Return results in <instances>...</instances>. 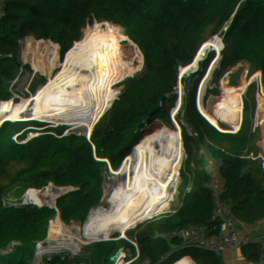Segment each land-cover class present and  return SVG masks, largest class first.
Instances as JSON below:
<instances>
[{"label": "trees", "instance_id": "1", "mask_svg": "<svg viewBox=\"0 0 264 264\" xmlns=\"http://www.w3.org/2000/svg\"><path fill=\"white\" fill-rule=\"evenodd\" d=\"M82 37L97 67L87 81L74 69L83 56L68 53ZM256 47L233 2L0 0V173L17 176L22 193L48 156L64 153L66 160L56 156L80 163L103 188L75 231L77 222L68 221L64 243L73 234L51 264L132 258L139 215L140 264H190L156 236L177 187L167 227H179V212L198 194L209 196L207 210L221 205L233 231L242 214L264 225V176L249 185L239 179L264 161V55ZM187 155L182 181L139 210ZM218 221L211 214L203 224L196 264H221ZM250 242L242 245L252 259L234 264H264V235ZM182 248L197 254L191 236ZM23 261L0 254V264Z\"/></svg>", "mask_w": 264, "mask_h": 264}, {"label": "bare ground", "instance_id": "2", "mask_svg": "<svg viewBox=\"0 0 264 264\" xmlns=\"http://www.w3.org/2000/svg\"><path fill=\"white\" fill-rule=\"evenodd\" d=\"M246 11L251 21L249 24L251 30L257 39L264 43V0H248ZM74 164L72 161L61 164L55 158L45 160V167L24 186L22 194L19 192L17 176L0 173V203L9 208L8 216L2 217L0 221V250L15 246L14 249L17 248V253H20H16V256L24 255L46 261L47 264L52 263L54 253L68 240L64 243L65 226L69 221L67 212L72 214L73 209L84 210L95 204L92 194L80 188L81 184L75 178ZM175 173L173 178L178 179V174ZM69 179L73 182L71 183ZM179 190L180 188L177 187L173 198L175 194L177 197ZM16 200H18L17 205H15ZM146 201L147 199L141 200V203ZM162 225L163 221L158 223L157 240L169 253L177 256L163 240ZM220 237L228 239L224 232ZM0 252L14 254L11 249ZM115 264H140V262H131L124 258Z\"/></svg>", "mask_w": 264, "mask_h": 264}, {"label": "rangeland", "instance_id": "3", "mask_svg": "<svg viewBox=\"0 0 264 264\" xmlns=\"http://www.w3.org/2000/svg\"><path fill=\"white\" fill-rule=\"evenodd\" d=\"M208 1L214 5H217V4L223 3V2H233L234 3L236 13L242 19V21L245 23V25L248 27V29L250 30L251 34L253 35L254 39L257 42V47L255 50L258 52L259 57H262L264 55V43L257 39V36H255V34L253 33V31L251 30V28L249 26V24H251V21L247 15V11H246V5H247L248 0H208ZM261 130L264 134V115L262 118ZM259 151L264 152V143H260ZM54 155H55V153H54ZM54 155L48 156L45 160H47L49 157H52ZM56 155L59 156L62 160H66L67 157L69 156V155L64 154V153H60V154H56ZM56 155L54 158L59 163L66 164L68 162V160L65 162L61 161L60 158H58ZM45 160L43 162V168L45 167V165H44ZM81 164L83 165L82 160H81ZM79 166H80V163H79V165L74 164V174H75L76 179H77V175H76L77 169L80 170ZM174 170H176V169H174ZM13 176H15V175H13ZM173 176H174V174L169 173L163 179H161L159 181V184L157 185L156 190L153 192V194L156 193L155 196L152 197L153 195H151V197L149 199H147V201L144 202L143 204L140 201V207L157 201L159 199V194L162 193L163 191H165L167 185L171 182L165 183L164 187H161V184L163 182H165L167 179L170 180V178L171 177L173 178ZM262 176H264V161H262V160L258 161L256 166L253 169L242 170L239 173V179L243 185H249L251 183H254V182L258 181ZM178 177H179V175H178ZM95 179H96V177L93 179L92 177L89 176L87 171H84V170L79 171V182L81 183L80 188L84 192H90L92 194V199H93L95 204L92 207L85 208L84 210H82V209L78 210V209L71 208V209H73V210H71L72 214L67 212V214L69 215V220L71 219L72 215L73 216L75 215V217L74 218L72 217L71 220L73 222L74 221L77 222L76 228L78 227L80 222L84 219V215H85L86 211L89 209H92L93 207H95L97 205H99L102 201L103 188H102L101 183H100L101 187L99 186V184L98 185L96 184ZM173 179H176V178L174 177ZM69 181L71 183L73 182L71 179H69ZM173 183H174V186H176V184L180 183V178L176 179ZM19 189H20V187H19ZM23 191H24V189H23ZM22 193L20 192V194H22ZM100 193L102 194V197H101V200L98 202V197H99ZM203 196H204L203 194H198L193 200L190 201V203L187 206H185L179 212V227L182 224V226L180 228L179 227L175 228V227H171V226L167 227L168 222L170 220L174 219V215L171 214L170 209H171V205L173 203V200L176 197V194H175L174 198H173V195L171 196L169 202L167 203V205L165 206V208L163 210L162 216H161L160 221H159V223H161L163 221V225H162V229H161L162 237L170 247H172V246L175 247V250L178 252V257H176V259L179 260L180 262L196 264L195 263L196 260H194L193 255H189L188 252H186V250L184 248H182L180 241L181 240L185 241L186 238L188 237V233L190 231V236L193 240V249L195 250L197 247L200 249V251H199V259H200L201 252H202V239H203L202 238V226L205 223L206 219L211 214H216L218 217V220H219L218 224L216 226L217 239H216V246H215V251H214L215 258L217 259V261L220 259L221 264H232V260L235 257H237V258L239 257L238 259L247 257L248 260H251L252 256H253L252 250L249 248H246L244 245H242V243H248L249 246L252 247V244L250 242V238L251 237H262L264 235L263 223L258 221L257 219L250 217L247 214H242L239 217V219L234 220L233 224L236 225L237 231H233L224 222L222 212H221V205L216 204L210 210H207L209 196H207V197H203ZM18 200L15 201V205H17ZM96 201H97V203H96ZM6 207H7V205L4 206V204L0 203V221L2 220L1 219L2 217L6 218L8 216L9 208L8 207L6 208ZM202 216H204V217L201 218L200 220H198V218H200ZM195 219H197L198 221ZM48 224H49V222H48ZM45 225H46V223H45ZM137 225L139 228L138 229V232H139L140 227L142 229V218L140 215L137 218ZM67 228H68V222L66 223V226H65L66 233H65V236L63 238H66V236H67ZM138 232L136 234V238L132 241V244H131L132 258H127V257L122 256L120 253H116L113 255V260L126 258L131 262H138V263L140 262V256H138V254H136V252H135V246L140 239ZM220 232H222V233H220ZM223 232L227 235L228 239L220 237V235L221 236L223 235ZM174 240H175L176 246L174 245ZM14 247L15 246L5 247V248L1 249L0 251H5L6 249H11V251H13V253L15 255L9 254L6 252H4V253L0 252V254L5 255L6 257H11L8 255H13V257H18V259H24L23 264H47L46 261L33 262V260H31L30 257H26L24 255L22 257H20L21 255L16 256V253L18 251L16 250L17 248L14 249ZM17 254H20V253H17ZM141 256H143L144 258H147L146 255H144V254H142ZM148 263L151 264L149 261H148Z\"/></svg>", "mask_w": 264, "mask_h": 264}, {"label": "built area", "instance_id": "4", "mask_svg": "<svg viewBox=\"0 0 264 264\" xmlns=\"http://www.w3.org/2000/svg\"><path fill=\"white\" fill-rule=\"evenodd\" d=\"M68 53L69 54H76V55H81L83 56V61L76 65L74 67V69L78 72V75L80 76V78L83 80V81H87V80H91L93 79L95 76H96V72H97V67H96V62L95 60L89 55V52H88V44H87V41L85 40V38H80L75 45L71 46L69 49H68ZM32 69L29 70V72L27 73L26 75V78H29L30 76V72H31ZM78 213V212H77ZM72 217L74 218L75 215ZM71 217V219H72ZM77 229V228H76ZM70 239V238H69ZM68 239V240H69ZM62 248V247H61ZM60 248V249H61ZM59 249V250H60ZM56 251V253H54V257L56 256V254L59 252ZM53 257V259H54ZM36 261H41V260H38V259H34L33 262H36ZM232 264L233 263V260H232Z\"/></svg>", "mask_w": 264, "mask_h": 264}, {"label": "water", "instance_id": "5", "mask_svg": "<svg viewBox=\"0 0 264 264\" xmlns=\"http://www.w3.org/2000/svg\"><path fill=\"white\" fill-rule=\"evenodd\" d=\"M258 50V49H257ZM190 157V155H187L186 157H185V159H184V161L182 162V163H180V165L177 167V168H175L176 169V173H175V170L173 169L172 171H171V173L172 174H178L179 175V178H180V182L182 181V179H183V177H182V174H181V172H182V170H183V168H184V165H185V163L187 162V160H188V158ZM3 173V172H2ZM169 182H174V179L171 177L170 178V180H166L165 182H163L162 184H165V183H169ZM143 207V206H142ZM142 207H140L139 208V210H141V208ZM125 231V228H123L120 232H119V234H118V238H117V240L115 241V243H113V245L114 244H117V243H119L120 241H121V239H122V235H123V232ZM138 235H139V237L141 236V227H140V231L138 232ZM72 236V235H71ZM161 247H162V245H160ZM163 248V247H162ZM164 250H166L165 248H164ZM166 252H168L167 250H166ZM169 253V252H168ZM170 254V253H169ZM106 255V253H101L100 254V258H102V257H104ZM171 255V254H170ZM172 256V255H171ZM175 258V257H174ZM176 259V258H175Z\"/></svg>", "mask_w": 264, "mask_h": 264}, {"label": "crops", "instance_id": "6", "mask_svg": "<svg viewBox=\"0 0 264 264\" xmlns=\"http://www.w3.org/2000/svg\"><path fill=\"white\" fill-rule=\"evenodd\" d=\"M19 192H20V189H19ZM199 199V198H198ZM217 205H219V204H217ZM163 213V212H162ZM162 216V215H161ZM161 216H160V218H161ZM159 221L160 220H158V223H159ZM158 223H157V228H158ZM192 226V225H191ZM190 238V231H189V233H188V237L186 238V240L185 241H180V244L183 246L185 243H186V241L188 240ZM164 240V239H163ZM165 241V240H164ZM158 242H159V244L160 245H162L161 243H160V241L158 240ZM165 243H166V241H165ZM167 244V243H166ZM168 245V244H167ZM169 246V245H168ZM162 247L163 248H165L163 245H162ZM170 247V246H169ZM170 248H172V247H170ZM175 252H176V254H177V256H174V255H172L171 253V255L173 256V257H178V252L174 249V248H172ZM199 251H200V249L198 248V250H197V254H195V255H193V257H194V260H196L195 261V263H197L198 262V260H199ZM197 258V259H196Z\"/></svg>", "mask_w": 264, "mask_h": 264}, {"label": "clouds", "instance_id": "7", "mask_svg": "<svg viewBox=\"0 0 264 264\" xmlns=\"http://www.w3.org/2000/svg\"><path fill=\"white\" fill-rule=\"evenodd\" d=\"M8 256H11V257H8V258L18 259V257H13V255H8ZM20 257H22V256H20ZM31 260H34V258L31 257Z\"/></svg>", "mask_w": 264, "mask_h": 264}, {"label": "snow or ice", "instance_id": "8", "mask_svg": "<svg viewBox=\"0 0 264 264\" xmlns=\"http://www.w3.org/2000/svg\"><path fill=\"white\" fill-rule=\"evenodd\" d=\"M161 187H164V184H161ZM124 222H126V221H122V223H124Z\"/></svg>", "mask_w": 264, "mask_h": 264}]
</instances>
